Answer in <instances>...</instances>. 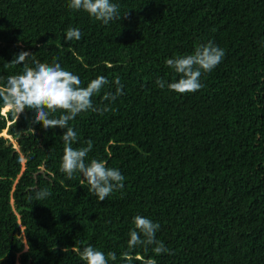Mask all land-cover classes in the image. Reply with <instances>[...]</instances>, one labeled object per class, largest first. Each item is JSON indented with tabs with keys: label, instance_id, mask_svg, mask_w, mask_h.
I'll return each mask as SVG.
<instances>
[{
	"label": "trees",
	"instance_id": "16d2710c",
	"mask_svg": "<svg viewBox=\"0 0 264 264\" xmlns=\"http://www.w3.org/2000/svg\"><path fill=\"white\" fill-rule=\"evenodd\" d=\"M69 2L0 0V86L23 71L5 67L22 51L83 86L106 77L93 102L110 110L69 125L73 147L91 140L87 161L119 169L124 188L99 202L79 173L60 171L66 129L0 101V264H84L89 245L115 253L109 264H264V0H112L121 19L108 25ZM69 27L82 38L66 41ZM209 42L225 56L199 91L157 86L179 78L166 59ZM117 77L123 95L103 101ZM42 189L51 195L35 200ZM136 215L160 224L171 254L128 248Z\"/></svg>",
	"mask_w": 264,
	"mask_h": 264
},
{
	"label": "clouds",
	"instance_id": "9594fccd",
	"mask_svg": "<svg viewBox=\"0 0 264 264\" xmlns=\"http://www.w3.org/2000/svg\"><path fill=\"white\" fill-rule=\"evenodd\" d=\"M69 8L74 11H83L96 21L108 25L113 20H119V5L112 0H70ZM127 13L124 15V17ZM82 32L78 28L69 27L65 33L66 41L80 40ZM225 52L211 42L198 46L192 54L168 58L165 64L172 68L178 79L168 83L158 79L157 86L165 87L177 94L195 93L203 84L201 76L214 70L223 60ZM8 65H23V71L19 74L7 77L6 84L0 86V101L3 106L14 110V115L19 116L26 109L34 112L32 123H40L44 129H66L61 136L64 143L60 171L72 179L79 173L82 182L86 181L89 191L94 194L99 202H103L114 191L124 188V176L119 169L107 167L102 160L92 159L87 161L88 153L92 150V141H87L86 147L74 148L77 141V133L69 125L70 121L81 113L92 111L103 114L109 111V106H95L93 97L99 94L110 81L104 76H98L83 86L80 77L66 70L55 60L52 63H43L36 59L30 51H22L15 55ZM116 91L106 92L103 101L114 102L118 96L123 95V85L117 77L114 82ZM59 113V116L56 114ZM51 193L47 189L37 191L34 199L39 201L49 197ZM134 227L130 230L128 248L134 250L151 246V251L156 255L171 254L170 249L156 239V233L160 228L158 222H153L147 217L136 215L132 221ZM27 249V247H26ZM84 264H109L116 260L115 253L96 250L92 246H86L78 251ZM148 264H155L149 260Z\"/></svg>",
	"mask_w": 264,
	"mask_h": 264
},
{
	"label": "rangeland",
	"instance_id": "374dc122",
	"mask_svg": "<svg viewBox=\"0 0 264 264\" xmlns=\"http://www.w3.org/2000/svg\"><path fill=\"white\" fill-rule=\"evenodd\" d=\"M7 109L4 110V108H3V111H6ZM3 134H6V130L3 131ZM12 141L14 142L15 146L18 148L16 139L12 138Z\"/></svg>",
	"mask_w": 264,
	"mask_h": 264
},
{
	"label": "water",
	"instance_id": "95a60500",
	"mask_svg": "<svg viewBox=\"0 0 264 264\" xmlns=\"http://www.w3.org/2000/svg\"><path fill=\"white\" fill-rule=\"evenodd\" d=\"M17 145H19V143L17 142Z\"/></svg>",
	"mask_w": 264,
	"mask_h": 264
},
{
	"label": "bare ground",
	"instance_id": "6f19581e",
	"mask_svg": "<svg viewBox=\"0 0 264 264\" xmlns=\"http://www.w3.org/2000/svg\"><path fill=\"white\" fill-rule=\"evenodd\" d=\"M5 110V109H4Z\"/></svg>",
	"mask_w": 264,
	"mask_h": 264
}]
</instances>
